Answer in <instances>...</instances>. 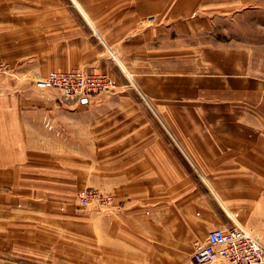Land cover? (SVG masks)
Instances as JSON below:
<instances>
[{
    "label": "crops",
    "instance_id": "crops-1",
    "mask_svg": "<svg viewBox=\"0 0 264 264\" xmlns=\"http://www.w3.org/2000/svg\"><path fill=\"white\" fill-rule=\"evenodd\" d=\"M24 4L0 15L17 75L117 83L77 100L0 80V264H194L190 243L234 222L264 243V41L205 39L253 0ZM84 187L108 211L76 205Z\"/></svg>",
    "mask_w": 264,
    "mask_h": 264
},
{
    "label": "built area",
    "instance_id": "built-area-1",
    "mask_svg": "<svg viewBox=\"0 0 264 264\" xmlns=\"http://www.w3.org/2000/svg\"><path fill=\"white\" fill-rule=\"evenodd\" d=\"M32 84L37 89H55L63 98L87 100L90 95L106 94L116 85V79L107 73L85 72L79 68L48 70L35 73ZM80 205L93 204L96 210H106L110 196L85 187L77 193ZM194 264H264V243L259 236L238 222L230 227L214 226L203 240L192 247Z\"/></svg>",
    "mask_w": 264,
    "mask_h": 264
},
{
    "label": "rangeland",
    "instance_id": "rangeland-1",
    "mask_svg": "<svg viewBox=\"0 0 264 264\" xmlns=\"http://www.w3.org/2000/svg\"><path fill=\"white\" fill-rule=\"evenodd\" d=\"M32 3L33 5L39 4V0H0V15H3L6 7L8 8V4H16L25 5L24 2ZM254 8L251 10L240 11L237 13L222 15L217 19L216 25L213 27L212 31L206 34L208 36L205 37L206 41L210 42L219 41L223 45H238V46H254L257 45L258 42L264 41V0H253ZM261 1V4H259ZM30 6V5H26ZM7 13V12H6ZM255 42V43H254ZM51 70V69H50ZM48 71V70H47ZM46 72V71H45ZM16 70L13 68V65L10 64L9 61L5 59H0V80H4L6 78L14 79L17 83H32L33 75L36 73L35 71H31L26 75H17ZM116 79V78H115ZM117 83V81H116ZM85 188V187H84ZM101 191L94 187H89ZM81 190V189H79ZM74 194V200L76 205L79 207L89 206L90 209L95 211L96 213H104L108 211L111 201L112 195L110 193L101 191L110 196V205L106 210H96L93 204L88 205H80L77 198L78 191ZM199 239V238H197ZM196 239V240H197ZM193 240L190 243L191 248L193 247Z\"/></svg>",
    "mask_w": 264,
    "mask_h": 264
}]
</instances>
